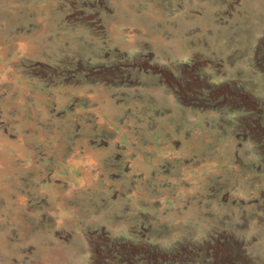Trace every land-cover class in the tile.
I'll return each instance as SVG.
<instances>
[{
  "label": "rangeland",
  "instance_id": "obj_1",
  "mask_svg": "<svg viewBox=\"0 0 264 264\" xmlns=\"http://www.w3.org/2000/svg\"><path fill=\"white\" fill-rule=\"evenodd\" d=\"M0 264H264V0H0Z\"/></svg>",
  "mask_w": 264,
  "mask_h": 264
}]
</instances>
